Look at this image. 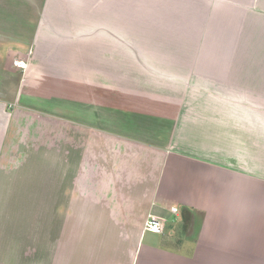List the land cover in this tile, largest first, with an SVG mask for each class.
Wrapping results in <instances>:
<instances>
[{
	"label": "crops",
	"instance_id": "obj_1",
	"mask_svg": "<svg viewBox=\"0 0 264 264\" xmlns=\"http://www.w3.org/2000/svg\"><path fill=\"white\" fill-rule=\"evenodd\" d=\"M35 147L57 201L11 225ZM0 264H264V0H0Z\"/></svg>",
	"mask_w": 264,
	"mask_h": 264
},
{
	"label": "rangeland",
	"instance_id": "obj_2",
	"mask_svg": "<svg viewBox=\"0 0 264 264\" xmlns=\"http://www.w3.org/2000/svg\"><path fill=\"white\" fill-rule=\"evenodd\" d=\"M182 20V15H181ZM175 24H183V20L181 23H175ZM183 27V25L180 26V28ZM181 38V36H180ZM47 66L49 67L50 72L47 73L48 78L54 80V82H59L60 73V65L58 63L59 57H50L47 58ZM64 63H67V59L63 60ZM59 67V68H58ZM56 74H59L58 76ZM53 75H56L53 77ZM76 87L72 84H51L48 85V100H50L51 105H59L64 111L74 112L75 110L78 112L83 113H90L91 111L88 109V106H86L87 102L90 99H95V95L93 94V89L86 88L82 86V92L86 93V104H82L79 106V103H76L72 100L74 98V93L76 94ZM65 94L69 95L67 97ZM78 98L76 97V100ZM99 99V98H98ZM79 101V100H78ZM92 101V100H91ZM46 104V103H45ZM83 110V111H82ZM87 111V112H86ZM41 129L38 127V123H34L31 125L30 130L32 134H35L38 132V130ZM33 150V151H31ZM41 148H32V149H26L23 151V161L25 162L28 172L26 180L29 181L26 182V185L22 187L23 190H27L28 194H24V199L20 200H13L12 202H8V206L6 208V212L9 210L16 208L18 210L17 214L13 213V216L10 218L11 222H13L11 225H16V221L18 220L19 224L25 225V226H31L36 227L40 225V220L44 217L41 216L40 211L50 208V206H55L54 203L57 201L52 197V191L54 188V184L50 180H54L52 176H57V172L54 170H47L43 166V159H42V153L40 152ZM19 174V171H18ZM17 176L14 174V177ZM21 185V184H20ZM22 186V185H21ZM26 198V199H25ZM246 208L243 206V209ZM248 210V209H247ZM19 211L21 212L19 214ZM259 212V210H257ZM52 221L54 220L55 223H59L61 216L55 215L52 218ZM169 227L170 225H174V231L177 232V238H181L184 236V224L182 221L181 216H170L167 218ZM20 228H22L20 225H18Z\"/></svg>",
	"mask_w": 264,
	"mask_h": 264
},
{
	"label": "built area",
	"instance_id": "obj_3",
	"mask_svg": "<svg viewBox=\"0 0 264 264\" xmlns=\"http://www.w3.org/2000/svg\"><path fill=\"white\" fill-rule=\"evenodd\" d=\"M15 63L20 64L22 66L25 65L22 60L20 61L17 60ZM172 211L174 213H178L179 208L177 206H174L172 208ZM145 228L150 231L162 233L164 231L165 226L161 218L156 217V216H150L145 222Z\"/></svg>",
	"mask_w": 264,
	"mask_h": 264
}]
</instances>
